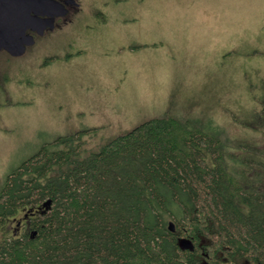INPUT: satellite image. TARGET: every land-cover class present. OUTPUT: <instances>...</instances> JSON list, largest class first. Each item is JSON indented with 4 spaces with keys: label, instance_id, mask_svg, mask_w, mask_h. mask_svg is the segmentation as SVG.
<instances>
[{
    "label": "trees",
    "instance_id": "1",
    "mask_svg": "<svg viewBox=\"0 0 264 264\" xmlns=\"http://www.w3.org/2000/svg\"><path fill=\"white\" fill-rule=\"evenodd\" d=\"M252 120L241 126L264 134V106ZM94 129L5 173L0 264H264V143L168 113L88 147ZM35 208L10 233L11 217Z\"/></svg>",
    "mask_w": 264,
    "mask_h": 264
},
{
    "label": "rangeland",
    "instance_id": "2",
    "mask_svg": "<svg viewBox=\"0 0 264 264\" xmlns=\"http://www.w3.org/2000/svg\"><path fill=\"white\" fill-rule=\"evenodd\" d=\"M88 8L75 28L39 36L22 55L0 52V181L57 136L96 128L83 138L97 147L167 113L264 143L240 123L264 106V0H95Z\"/></svg>",
    "mask_w": 264,
    "mask_h": 264
},
{
    "label": "water",
    "instance_id": "3",
    "mask_svg": "<svg viewBox=\"0 0 264 264\" xmlns=\"http://www.w3.org/2000/svg\"><path fill=\"white\" fill-rule=\"evenodd\" d=\"M53 0H0V51H8L11 55H22L27 45L33 43V36L26 32L28 28L42 33L47 27H52L53 18L40 17L39 13H46V8ZM53 5V4H52ZM51 5V6H52ZM40 9V10H39ZM65 10L61 12L64 14ZM50 200H46L43 206L47 207ZM170 230H175V223L168 222ZM35 231H33V234ZM180 244L184 248H193L188 239H181Z\"/></svg>",
    "mask_w": 264,
    "mask_h": 264
},
{
    "label": "flooded vegetation",
    "instance_id": "4",
    "mask_svg": "<svg viewBox=\"0 0 264 264\" xmlns=\"http://www.w3.org/2000/svg\"><path fill=\"white\" fill-rule=\"evenodd\" d=\"M55 2H50V6L46 8V13H39L40 17H47L51 16L53 18V25L52 27H47L43 30L42 33H39L35 30H32L28 28L26 30L27 33L31 34L33 36V45L37 38L39 36L45 35L48 32H53L56 30H62V29H72L75 28L74 25H71L73 22L81 19L82 17H86L85 14L88 12V7L92 1L95 0H53ZM53 4V5H52ZM52 5V6H51ZM40 10V9H39ZM65 10L64 14H61V12ZM99 22L101 23L100 19L98 18ZM102 24V23H101ZM71 25V26H70ZM102 25L98 26L101 27ZM97 26H94V28ZM71 32V30L69 31ZM91 32H94V30H91ZM98 36V35H97ZM27 45L26 49L28 48ZM7 52L10 56L15 57L11 55L8 51L2 49L0 52ZM26 51V50H25ZM37 209L30 211V214L28 215L23 210H21L17 215H14L11 217V222L14 221L15 224H10V233L14 235H18L22 232L23 222L25 221L26 216L30 217L32 214L35 213Z\"/></svg>",
    "mask_w": 264,
    "mask_h": 264
}]
</instances>
